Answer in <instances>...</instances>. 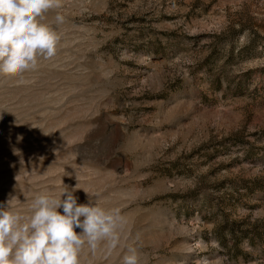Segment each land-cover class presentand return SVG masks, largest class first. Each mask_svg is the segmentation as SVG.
<instances>
[{"label":"rangeland","instance_id":"obj_1","mask_svg":"<svg viewBox=\"0 0 264 264\" xmlns=\"http://www.w3.org/2000/svg\"><path fill=\"white\" fill-rule=\"evenodd\" d=\"M57 13V55L0 78V205L27 212L62 180L119 208L122 246L81 264H121L127 246L139 264H264V0Z\"/></svg>","mask_w":264,"mask_h":264},{"label":"clouds","instance_id":"obj_2","mask_svg":"<svg viewBox=\"0 0 264 264\" xmlns=\"http://www.w3.org/2000/svg\"><path fill=\"white\" fill-rule=\"evenodd\" d=\"M61 6L62 0H0V78L35 71L41 58L57 55V29L65 17L57 13L48 22L47 14ZM61 185L56 193H36L27 212L13 209L9 200L0 205V264H81L85 250L110 254L122 246L127 220L121 210L90 198L78 204L79 188ZM121 264H139L135 247L127 246Z\"/></svg>","mask_w":264,"mask_h":264}]
</instances>
